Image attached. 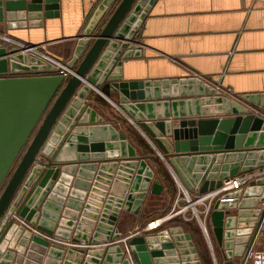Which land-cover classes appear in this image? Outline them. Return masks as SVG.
<instances>
[{
	"label": "water",
	"instance_id": "1",
	"mask_svg": "<svg viewBox=\"0 0 264 264\" xmlns=\"http://www.w3.org/2000/svg\"><path fill=\"white\" fill-rule=\"evenodd\" d=\"M155 2L102 0L76 37L69 78L0 46V264H201L180 225L131 237V256L110 245L121 211L139 214L147 192L159 195L164 185L127 135L84 101L92 91L151 136L190 192L264 168V92L242 95L259 110L249 112L199 77L125 78L126 60L145 54L138 40ZM59 15V0H0V23L10 29ZM20 219L75 245H108L67 247ZM209 221L225 263L244 261L264 222V175L218 198Z\"/></svg>",
	"mask_w": 264,
	"mask_h": 264
},
{
	"label": "crops",
	"instance_id": "2",
	"mask_svg": "<svg viewBox=\"0 0 264 264\" xmlns=\"http://www.w3.org/2000/svg\"><path fill=\"white\" fill-rule=\"evenodd\" d=\"M101 1L59 0L60 15L45 18L41 27L10 29L6 22L0 23V26L4 27L2 31L9 37L41 45L45 53L67 63L73 55L76 37L84 31ZM143 26L142 37L138 41L145 54L126 60V79L189 75L203 79L212 87H224L233 95L264 92V0H156ZM3 40L0 46L9 45V41ZM96 94L109 107L104 106L105 103L99 99L100 105L94 104L93 108L106 118L107 123L115 125L127 135L137 153L145 157L154 170L153 181L158 177L164 185L159 195L147 192L139 214L121 211L116 225L120 235L113 238L110 245L121 243L126 250L125 246L131 237L156 233L147 231L146 225L174 211L185 186L151 136L110 98L102 93ZM84 101L91 102L92 99L89 96ZM211 117L214 116L204 118ZM223 117H234V114H225ZM174 124L176 126L178 123ZM260 173H264V168H256L252 172L254 175ZM189 193L192 197L197 195L195 192ZM185 202L183 199L182 205ZM176 225L191 234L201 264H226L216 244L210 221L205 224V232L189 210L175 215L162 224L159 230ZM263 228L264 222L251 252L264 249V236L261 238L260 235ZM52 237L56 239L52 242L67 247L102 248L108 245L104 241L99 244L75 245L70 240L54 235ZM240 261L237 259L233 264ZM130 264H135V261L131 259Z\"/></svg>",
	"mask_w": 264,
	"mask_h": 264
},
{
	"label": "built area",
	"instance_id": "3",
	"mask_svg": "<svg viewBox=\"0 0 264 264\" xmlns=\"http://www.w3.org/2000/svg\"><path fill=\"white\" fill-rule=\"evenodd\" d=\"M3 38L7 41H11V39H9L8 37L7 38L3 37ZM21 42L18 44L9 43V45L7 46L8 47L16 46L18 49H20V52L22 53H29L31 55L41 57L45 61L54 64L58 68L59 71L58 73L64 76L65 78H69L75 74L74 68L68 66L66 62L60 61L46 53H43L42 50H40L39 45H34L24 42L21 43ZM227 91L230 92V90L228 89ZM252 172L244 173L243 175L238 174L236 176H230L223 180V184L219 188L203 194L196 193L197 195L195 197H192L189 191L184 187V190L182 192L183 195H180L178 197L174 211H172L170 214L164 217L149 221L148 224L146 225V230L158 232V230L162 227V224L173 218L175 215L180 213H185L186 211L190 210L192 217H195L197 219L201 227L206 232L205 224L207 221H209L210 213L213 209V205L218 198H221L224 194L228 192L241 189L247 186L250 183V181L264 175V173L254 175L252 174ZM183 199L186 201L184 205H182V201H181ZM20 221L33 233L38 234L51 241L56 240L52 236L47 235L46 233L39 230L37 227L27 222L25 219H20ZM58 242H62L65 244L68 243L67 241H58ZM125 247L127 252L130 254V250L127 244ZM238 264H264V249H259L250 252L249 256L244 261L241 260Z\"/></svg>",
	"mask_w": 264,
	"mask_h": 264
},
{
	"label": "rangeland",
	"instance_id": "4",
	"mask_svg": "<svg viewBox=\"0 0 264 264\" xmlns=\"http://www.w3.org/2000/svg\"><path fill=\"white\" fill-rule=\"evenodd\" d=\"M3 26H0V41L1 42H4V38L3 37H5V38H9V39H11V41H9L11 44H18V43H20L21 41L20 40H18V39H15V38H11V37H9L8 35H6L7 33L6 32H4V31H2L3 30ZM83 32V31H82ZM6 42V41H5ZM22 43V42H21ZM35 45V44H34ZM39 47H40V50L43 48V46H41V45H39ZM42 52L43 53H45V51H44V49H42ZM47 54V53H46ZM219 86V85H218ZM216 87V86H215ZM216 88H218L219 90H221L222 91V93H223V95L225 96V97H228V98H230V100H232V101H235L236 103H239L240 105H243L244 107H248V109H249V112H258L259 110H256V109H254L253 107H251V104H250V102L249 101H247L246 99H244L242 96H240V95H233V93H231V92H229V91H227V89H225L224 87H221V86H219V87H216ZM96 93H98V92H94V91H92L91 93H90V99H92V101H91V104H95L96 106H99L100 104L98 103V100L100 99V100H102V103L104 104V106H108L109 107V105L105 102V100L104 99H102V97L100 98V96L98 97V95L96 94ZM95 102V103H94ZM115 103V102H114ZM107 107V108H108ZM120 108V107H119ZM123 118V121H126L125 119H124V117H122ZM122 123V122H121ZM126 124V123H125ZM117 125V124H116ZM127 126H128V124H126ZM137 125V124H136ZM119 126V125H118ZM123 126V125H122ZM138 126V125H137ZM129 127H130V125H129ZM157 165V164H156ZM182 201V200H181ZM34 226V225H33ZM36 227V226H35ZM261 235V238H263V236H264V228L262 229V233L260 234ZM262 242L264 243V238L262 239ZM263 248H264V246H263Z\"/></svg>",
	"mask_w": 264,
	"mask_h": 264
}]
</instances>
